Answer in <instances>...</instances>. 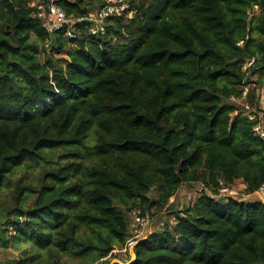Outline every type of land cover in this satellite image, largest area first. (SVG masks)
Returning a JSON list of instances; mask_svg holds the SVG:
<instances>
[{
    "label": "trees",
    "instance_id": "obj_1",
    "mask_svg": "<svg viewBox=\"0 0 264 264\" xmlns=\"http://www.w3.org/2000/svg\"><path fill=\"white\" fill-rule=\"evenodd\" d=\"M34 1L0 0V264H110L133 209L196 183L211 194L137 240L130 264H264V203L217 195L264 182V142L230 101L250 86L260 103L264 0H130L100 37L85 20L98 0H60L73 40Z\"/></svg>",
    "mask_w": 264,
    "mask_h": 264
},
{
    "label": "built area",
    "instance_id": "obj_2",
    "mask_svg": "<svg viewBox=\"0 0 264 264\" xmlns=\"http://www.w3.org/2000/svg\"><path fill=\"white\" fill-rule=\"evenodd\" d=\"M60 0H35L30 3L29 7L33 10V15L40 23L41 27L48 33L54 34L62 32L63 37L67 39H76L79 32L76 27L79 20H75L68 16L58 4ZM100 5L98 8L90 12L85 20L89 22V34L91 36L100 37L106 33V23L109 18L121 17L126 15L132 17L133 11L130 9V0H98ZM250 86H243L239 98L230 97V101L240 107L244 117L252 123L253 134L264 142V87L255 90V98L260 100L259 105L250 104L247 100ZM238 184L239 188L244 190V185L240 180L234 181L232 185ZM232 185H226L222 181H218L217 195L223 198H232L238 200H247L254 197L256 201L264 203V182L252 195H243L238 197ZM203 192L211 194L210 191L200 184L192 195L188 197L192 201L195 197ZM243 197V198H242ZM129 216L131 217L129 232L130 238L125 242L123 251L133 247L137 240L142 236L149 223L150 217L147 213H143L139 209H133Z\"/></svg>",
    "mask_w": 264,
    "mask_h": 264
},
{
    "label": "rangeland",
    "instance_id": "obj_3",
    "mask_svg": "<svg viewBox=\"0 0 264 264\" xmlns=\"http://www.w3.org/2000/svg\"><path fill=\"white\" fill-rule=\"evenodd\" d=\"M257 14L258 13V9L255 8L253 10V14ZM253 87V86H252ZM251 88V87H250ZM261 87L258 86L257 90H259ZM238 106V105H237ZM240 109V107H239ZM44 165V164H43ZM23 173V171L21 173H19L17 176H21ZM24 173L27 174V177L31 176L32 178H36L38 175V171H36V169H31V170H24ZM200 184H191V185H185L182 188H180V190L176 193V195L174 197H172L168 203V206L163 209L162 211L156 212L155 210H151L150 213V223L148 225V227L142 231V236L141 238H143L145 235L151 233L152 231H156L160 228H162V224H174V212H178L179 210H181L182 208H185L188 203L190 202L188 200V197L190 195L193 194V192L195 191V189L199 186ZM233 188H235V192L237 193L236 195L238 197H241L243 195H245L244 190L242 189H238L239 186L236 183L235 185H232ZM150 197L155 199L156 198V193L154 191L151 192ZM243 198V197H242ZM249 202H254L256 201V199L254 197L249 198L248 199ZM258 202V201H257ZM148 213V214H149ZM130 221H131V217L128 216V222L130 225ZM140 238V239H141ZM130 249H127L125 251H123L121 248H115L112 252H111V257H107L104 260L107 261H112L113 259H117L120 261H125L128 258H130ZM115 256V258H113ZM2 258H0V263L2 262Z\"/></svg>",
    "mask_w": 264,
    "mask_h": 264
},
{
    "label": "water",
    "instance_id": "obj_4",
    "mask_svg": "<svg viewBox=\"0 0 264 264\" xmlns=\"http://www.w3.org/2000/svg\"><path fill=\"white\" fill-rule=\"evenodd\" d=\"M130 249V259H129V261L128 262H126V263H123V262H121L120 260H117V259H113L111 262H110V264H130L131 262H133L134 261V259H135V255H134V253H133V247H130L129 248Z\"/></svg>",
    "mask_w": 264,
    "mask_h": 264
}]
</instances>
